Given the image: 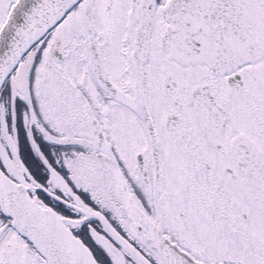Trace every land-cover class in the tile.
<instances>
[{"label": "snow or ice", "instance_id": "obj_1", "mask_svg": "<svg viewBox=\"0 0 264 264\" xmlns=\"http://www.w3.org/2000/svg\"><path fill=\"white\" fill-rule=\"evenodd\" d=\"M0 264H264V0H0Z\"/></svg>", "mask_w": 264, "mask_h": 264}]
</instances>
